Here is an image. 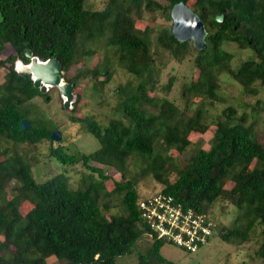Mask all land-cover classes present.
<instances>
[{"label":"trees","instance_id":"obj_1","mask_svg":"<svg viewBox=\"0 0 264 264\" xmlns=\"http://www.w3.org/2000/svg\"><path fill=\"white\" fill-rule=\"evenodd\" d=\"M179 1L205 25L203 50L177 41L172 23H154L156 16L170 22V10ZM0 11V52L7 48L0 58L6 68L0 83V264H48L51 256L59 264H115L147 232L139 218L136 188L138 178L147 174L162 184L160 191L212 221L217 200L232 204L237 209L232 225L213 228L224 242H246L253 226H264V129L258 133L253 123L247 124L245 112L238 114L231 105L223 108L211 120L209 148L196 146L180 166L168 155L171 150L183 153L192 132L208 129L209 106L223 100L218 94L221 76L235 81L244 95H257L264 86V0H107L102 9L87 7L86 0H0ZM146 13L154 17L140 28ZM218 14L223 15L221 22L215 20ZM232 45L248 51L236 65ZM25 49L40 60H58L63 79L73 85V112L85 99V88L75 92L81 82L89 83L100 102L117 68L131 75L115 86L113 116L106 123L70 116L97 140L95 150L50 149L60 164L89 172L80 187H71L62 174L37 181L21 147L52 141L50 133L57 129L35 114L33 105L38 97L49 101L53 87L41 92L30 75L14 69L16 61L28 62ZM190 56L197 75L182 82L178 106L166 97L174 76L164 83L159 77L167 59L181 62ZM23 118L29 122L24 130ZM133 161L144 165L132 174ZM106 181H111L110 189ZM112 196L122 207L117 214L110 212ZM163 244L151 241L146 257L175 264L159 253ZM255 255L264 259V239ZM137 256L139 263L145 262V255Z\"/></svg>","mask_w":264,"mask_h":264},{"label":"rangeland","instance_id":"obj_2","mask_svg":"<svg viewBox=\"0 0 264 264\" xmlns=\"http://www.w3.org/2000/svg\"><path fill=\"white\" fill-rule=\"evenodd\" d=\"M107 0H86V6L91 9H102ZM154 17L153 14L146 13L143 20L138 23V27L143 28ZM154 23H158L160 26L169 25L172 21H166L164 18L155 17ZM230 51L233 52V65H236L240 60L248 55V51L241 52L235 46H229ZM7 48L5 51L0 52V58L4 59ZM101 56V55H100ZM94 58L90 60V63H94ZM165 62V60H164ZM6 68L0 66V83L4 79ZM174 76V82L170 90L166 93V97L174 101L178 106L182 105L180 99V90L183 81L193 79L197 75V70L192 64V57H188L181 62H177L173 59H167L165 67L160 73L159 82L164 83L168 76ZM128 79H131V75L124 72L120 68H117L112 79L106 86L103 100L99 102L96 96H93L88 88L89 83L83 81L75 89L76 93H81L83 88L85 92L82 99L79 101L81 109L77 112L70 110V107L64 108L62 106L63 98L56 87L49 88L48 93L50 100H44L42 97H38L34 100L35 114L46 120L49 125L55 124L57 130L60 131L59 140L49 141L44 140L37 143L34 146L22 145L26 154L29 155V159L32 164V171L34 178L37 181H43L51 176L62 174L67 177L71 187H80L82 177L89 172L85 169L77 166H66L60 164L52 156H50L51 147L56 145L63 146L68 152L74 150L82 151L85 153L91 152L98 147V142L90 134L83 132L81 124L77 121H72L70 116L75 117H89L96 118L101 123H106L107 120L113 115V108L115 105L114 88L118 83H124ZM257 95H244L239 85L228 78L227 76H221L220 88L218 94L223 100L215 101L213 106H209V116L207 118L209 127L204 133H191L189 139L191 141L190 146L181 154L175 150L168 152V155L173 158L174 164L180 166L193 154L196 146H201L203 149L209 148V142L212 138V132L214 127L211 120L215 115L226 106L236 107L238 114L242 112L246 113L247 124L253 123L255 130L260 133L264 129V86H260ZM74 93V92H73ZM161 95V94H160ZM142 164L139 161H133L130 163L129 168L131 173L138 172ZM83 171V172H82ZM105 172L113 173L110 168H105ZM114 176L118 178V175L114 173ZM171 179L174 178L172 174ZM106 189L112 187L111 181L105 182ZM162 184L157 182L151 174L140 176L137 181V191L139 197L151 194L155 191H159ZM110 212L117 214L122 211V207L119 203V199L116 196H112L109 200ZM27 206L22 208V211H26ZM211 217L216 224V227L225 229L232 225L237 209L225 200H217L212 209ZM264 239V226L260 223L252 227L249 232V238L246 242L240 244H232L231 242H224L216 234V231L210 237L207 244L202 246L194 253H187L184 250L168 243L160 247L159 253L167 260L174 262L175 264H264V259L255 255V251L258 249L261 241ZM151 241L143 235L137 242L135 249L132 253L124 256H120L116 259L115 264H166L157 261L155 258H147L149 255V245ZM143 254L145 262L139 263L137 254ZM118 260V261H117ZM48 264H59V261L55 257L51 256L46 259Z\"/></svg>","mask_w":264,"mask_h":264},{"label":"built area","instance_id":"obj_3","mask_svg":"<svg viewBox=\"0 0 264 264\" xmlns=\"http://www.w3.org/2000/svg\"><path fill=\"white\" fill-rule=\"evenodd\" d=\"M137 210L150 241L159 239L187 253L199 250L213 234L215 223L209 215L160 190L140 197Z\"/></svg>","mask_w":264,"mask_h":264},{"label":"water","instance_id":"obj_4","mask_svg":"<svg viewBox=\"0 0 264 264\" xmlns=\"http://www.w3.org/2000/svg\"><path fill=\"white\" fill-rule=\"evenodd\" d=\"M171 17V33L179 42H190L194 49L203 50L206 47L205 37L207 34L205 25L200 16L194 12L187 4L182 1L175 3L170 10ZM3 16L0 11V22ZM217 22L223 20V15L215 16ZM27 63L18 60L14 64V69L21 75H30L33 85L41 92H45L49 87H56L63 98V106L69 107L72 100L73 85L63 79V71L61 65L56 58H49L47 60H40L33 56L30 49L24 50ZM25 67L24 70H18L17 63ZM29 126L26 118L20 121V128L22 130ZM60 131L54 129L50 133L51 140H59Z\"/></svg>","mask_w":264,"mask_h":264},{"label":"bare ground","instance_id":"obj_5","mask_svg":"<svg viewBox=\"0 0 264 264\" xmlns=\"http://www.w3.org/2000/svg\"><path fill=\"white\" fill-rule=\"evenodd\" d=\"M17 67H18V70L20 69V70H24L25 69V67L23 66V65H21V63L20 62H18L17 63Z\"/></svg>","mask_w":264,"mask_h":264}]
</instances>
